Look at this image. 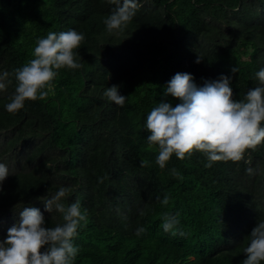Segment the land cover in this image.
<instances>
[{"label":"trees","instance_id":"trees-1","mask_svg":"<svg viewBox=\"0 0 264 264\" xmlns=\"http://www.w3.org/2000/svg\"><path fill=\"white\" fill-rule=\"evenodd\" d=\"M138 4L125 27L109 32L108 0H0V74L9 73L0 90V163L9 170L0 185V241L26 206L40 209L47 227L63 223L43 201L64 186L72 191L60 203L79 201L87 216L72 241L73 264H243L248 234L264 220V142L239 162L205 167L197 151L183 160L173 154L161 169L145 121L161 101L180 103L164 95L176 73L191 74L197 86L231 76L234 100L257 86L264 0ZM68 30L84 34L74 50L82 67L56 70L45 99L9 113L15 70L34 58L38 38ZM112 85L126 96L123 106L103 96ZM166 214L179 221L176 235L163 230Z\"/></svg>","mask_w":264,"mask_h":264},{"label":"clouds","instance_id":"clouds-1","mask_svg":"<svg viewBox=\"0 0 264 264\" xmlns=\"http://www.w3.org/2000/svg\"><path fill=\"white\" fill-rule=\"evenodd\" d=\"M114 5L112 13L104 24L109 32L125 27L135 16L138 0H108ZM85 37L75 30L49 32L45 38H38L33 50L34 58L15 70L17 86L5 105L9 113L15 114L24 107L26 100H43L47 97L46 87L57 75L59 69H79L78 52ZM200 62L199 58L196 61ZM237 73L238 68L232 67ZM8 72L0 74V90H5ZM257 86L248 89L244 98L234 100L230 87L231 76L221 75L216 80H205L202 86L193 82L189 73H176L164 91L180 100L176 106L161 101L151 109L146 117L145 128L150 145H158L156 164L164 169L173 154L180 159L193 152L205 154V167L214 162H239L244 159L246 150L255 151L264 142V68L255 73ZM103 96L118 106H123L126 96L121 95L117 85L107 87ZM141 161V166H147ZM246 172L253 174V168ZM175 176L179 173L172 169ZM9 175L7 166L0 163V185ZM72 189L61 186L51 198L44 200V210L62 214L63 223L54 227L45 226V217L36 207H23L19 220L8 230L5 239L0 241V264H73L78 248L72 243L81 222H86V212L82 213L79 201L67 207L60 203ZM162 203L167 204L165 198ZM143 215V212L140 213ZM163 230L170 232L179 224L175 215L163 217ZM137 228L136 235L143 233ZM173 235L177 232L172 231ZM179 235L183 236L182 231ZM249 243L243 249L247 258L243 264L264 262V220L258 221L248 234ZM43 249V251H41Z\"/></svg>","mask_w":264,"mask_h":264}]
</instances>
